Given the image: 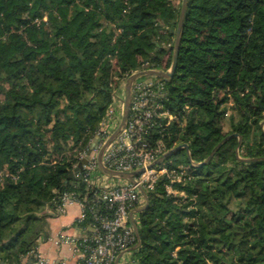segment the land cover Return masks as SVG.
Here are the masks:
<instances>
[{
    "label": "trees",
    "instance_id": "16d2710c",
    "mask_svg": "<svg viewBox=\"0 0 264 264\" xmlns=\"http://www.w3.org/2000/svg\"><path fill=\"white\" fill-rule=\"evenodd\" d=\"M181 5L0 0V172L11 174L0 184V264L49 236L43 205L54 213L59 192L86 191L68 178L78 153L125 74L146 61L171 66ZM168 51L164 63L158 52ZM167 87L180 118L154 137L189 145L192 162L180 150L166 163L190 178L163 177L146 192L135 264H264V0H188ZM229 102L237 117L227 128ZM232 133L241 142L229 137L197 164Z\"/></svg>",
    "mask_w": 264,
    "mask_h": 264
},
{
    "label": "built area",
    "instance_id": "2783aa9c",
    "mask_svg": "<svg viewBox=\"0 0 264 264\" xmlns=\"http://www.w3.org/2000/svg\"><path fill=\"white\" fill-rule=\"evenodd\" d=\"M165 45L168 48L171 44L166 42ZM152 68L146 61L141 69L124 75L125 84L131 74ZM168 95L167 79L161 76L147 81L135 78L131 84L127 119L101 154L102 163L112 170H140L138 175L129 179L111 176L99 166L100 149L119 127L125 112V91L113 90L98 128L88 139L85 149L77 155L75 167L87 158L82 170L76 174L87 182L86 191L64 190L52 199L55 214L65 213L72 202L79 204L80 213L73 224L77 232L62 228L52 238H39L36 245L22 255L18 264H135L131 255L139 244L135 223L136 212L145 201L142 191L154 189L163 177L171 183L190 178L186 166L170 167L167 159L154 163L169 150L161 137H154L155 131L160 132L180 118L166 106ZM262 128L264 130V124ZM92 144L96 146L89 153ZM9 175L7 171H1L0 184ZM167 190L169 193L177 192L171 184L167 185ZM48 240L53 242L58 256L50 257L40 250V245ZM64 247L68 248L70 255L62 254Z\"/></svg>",
    "mask_w": 264,
    "mask_h": 264
},
{
    "label": "water",
    "instance_id": "95a60500",
    "mask_svg": "<svg viewBox=\"0 0 264 264\" xmlns=\"http://www.w3.org/2000/svg\"><path fill=\"white\" fill-rule=\"evenodd\" d=\"M187 5H188V0H182V5H181V10H180V14H179V19H178V24L177 27L175 29V39H174V50H173V61L171 64V67L169 70H164V69H158V68H152V69H146V70H139L133 74L130 75V77L127 79L126 84H125V112L123 114L122 117V121L119 125V127L112 133V135L109 137V139L106 141V143L103 145V147L100 149V153H99V166L102 169L103 172L111 175V176H115V177H121V178H129L132 179L134 175H138L140 173V170L137 171H133V172H119V171H115L112 170L108 167H106L101 160V154L103 149L105 148V146L111 142L115 136L117 135V133L119 132L120 128L123 126V124L125 123L128 113H129V108H130V100H131V84L133 82V80L135 78H137L140 75L143 74H150V75H157V76H161L165 79H171L174 76V73L176 71L177 68V61H178V54H179V48H180V42H181V33H182V28H183V24H184V19H185V13H186V9H187ZM264 121H262L261 125L263 126ZM232 136H239L237 133H232L230 135H227L222 141H220L211 151V153L209 154V156L206 158L205 161L203 162H199L197 163L198 165L205 163L209 160H211L214 152L220 147V145L229 137ZM239 142H241V138L239 136ZM95 144H92L89 150V153L91 152V150L93 149V147H95ZM180 150H185L187 153L188 158L190 159V161L192 162L191 159V155H190V151H189V145L187 143H182L179 144L173 148H170L167 152H165L160 158H158L154 163H159L163 160L169 159L172 155H174L176 152L180 151ZM87 162V158H83L78 164L77 166L70 171L68 178L72 180V182L74 180H81V176L80 175H76L78 174L82 168H83V164ZM144 197H145V206L141 207L138 209V211L143 210L146 205L148 204V198H147V194L146 192L143 190L142 191ZM135 230L137 233H139L138 230V224L135 223ZM138 246V245H137Z\"/></svg>",
    "mask_w": 264,
    "mask_h": 264
},
{
    "label": "crops",
    "instance_id": "0c3cea01",
    "mask_svg": "<svg viewBox=\"0 0 264 264\" xmlns=\"http://www.w3.org/2000/svg\"><path fill=\"white\" fill-rule=\"evenodd\" d=\"M50 208V207H49ZM51 213L48 216L49 220V237H54L58 231L62 228H66L71 233H76V229L74 228V221L76 217L80 213V206L77 202H72L68 204L66 208V212L62 214H55L52 212V209L50 208ZM53 242L51 240L45 241L40 245V250L50 257L58 256V252L55 251V248L53 247ZM63 255H70V252L67 247H64L62 251ZM4 264V263H1Z\"/></svg>",
    "mask_w": 264,
    "mask_h": 264
},
{
    "label": "rangeland",
    "instance_id": "374dc122",
    "mask_svg": "<svg viewBox=\"0 0 264 264\" xmlns=\"http://www.w3.org/2000/svg\"><path fill=\"white\" fill-rule=\"evenodd\" d=\"M174 2H175V4L176 5H179V3L181 2V0H173ZM174 38H175V36H174ZM159 41L161 42V43H163L164 44V37L163 36H161L160 38H159ZM12 53V47H11V45H8V46H6L5 48H4V53H3V56L4 57H7V56H9L10 54ZM168 54H169V51L167 52V53H161V52H158V55H159V57H161V59H162V61L165 63L166 61H167V58H168ZM171 67V66H170ZM169 67V68H170ZM160 76H157V75H150V74H143V75H140V76H138L137 77V79L138 80H145V81H147V80H154V79H157V78H159ZM117 90H118V92L119 93H124V91H125V80H123L122 81V83L119 85V87L117 88ZM230 106H231V104H230V102H229V104H228V106L227 107H229L228 108V113L226 114V116H225V119H224V124L226 125V127L227 128H230L229 127V123H228V121H229V118L233 115V116H236L237 117V113L235 112V111H233V110H231L230 109ZM262 126V125H261ZM68 153H69V151H68ZM183 155H176V154H174V155H172V158L174 159V158H177V157H182ZM181 166V165H180ZM183 166H185V165H183ZM116 181H117V179H115ZM118 181H119V179H118ZM177 191L176 193H181V194H183V192H178V190L176 189V188H174V191ZM145 203H146V201H144L143 202V204L141 205V207H144L145 206ZM140 207V208H141ZM41 212L40 213H45V215H47V216H49V214L51 213V210H50V208L45 204V205H43L42 207H41ZM140 212L141 211H138V212H136V219H137V223H140L139 222V215H140ZM45 226H49V220H48V217H45ZM38 225H40V222H38ZM134 251H136V250H134ZM134 251H132V255H131V258L134 260V255L136 254V252H134ZM125 258H129V256H127V255H125ZM121 264V263H120Z\"/></svg>",
    "mask_w": 264,
    "mask_h": 264
}]
</instances>
